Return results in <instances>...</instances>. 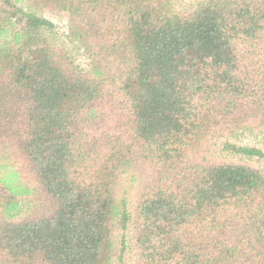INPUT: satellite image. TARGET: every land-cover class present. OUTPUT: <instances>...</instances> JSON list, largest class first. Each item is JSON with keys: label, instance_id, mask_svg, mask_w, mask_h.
Returning <instances> with one entry per match:
<instances>
[{"label": "trees", "instance_id": "1", "mask_svg": "<svg viewBox=\"0 0 264 264\" xmlns=\"http://www.w3.org/2000/svg\"><path fill=\"white\" fill-rule=\"evenodd\" d=\"M25 1L0 0V264H126L128 234L131 264H264V0Z\"/></svg>", "mask_w": 264, "mask_h": 264}, {"label": "rangeland", "instance_id": "2", "mask_svg": "<svg viewBox=\"0 0 264 264\" xmlns=\"http://www.w3.org/2000/svg\"><path fill=\"white\" fill-rule=\"evenodd\" d=\"M18 4L19 7L21 8H25L27 6V2L25 0H15ZM191 0H181L182 4H187L189 3ZM181 5V4H180ZM41 17H43L44 19H46L47 21L51 22L52 24H54V26H56L55 31H56V40H58V42L62 45H64V49L68 52L69 56L78 64L80 65V67H85L88 66L89 64V59L83 55V51L78 49V47H76V45L74 43H72L67 37H65V34H63L64 29H65V25H66V15L64 13H57V12H42ZM262 140H260L258 142V147H263L264 149V144L261 142ZM250 144H253V141H249ZM219 156V155H218ZM126 183H123L120 185L119 187V195L122 196L124 193V188L123 186H125ZM127 193L126 199H127V203L130 202V196L131 194H129V190L125 191ZM130 235L128 234L125 238V246H126V251H125V255H124V259L126 261V264H131L130 263V253L129 250L132 251V242L130 239Z\"/></svg>", "mask_w": 264, "mask_h": 264}]
</instances>
